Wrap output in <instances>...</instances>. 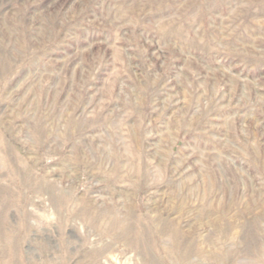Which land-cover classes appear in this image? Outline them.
<instances>
[{
	"label": "rangeland",
	"instance_id": "obj_1",
	"mask_svg": "<svg viewBox=\"0 0 264 264\" xmlns=\"http://www.w3.org/2000/svg\"><path fill=\"white\" fill-rule=\"evenodd\" d=\"M0 264H264V0H0Z\"/></svg>",
	"mask_w": 264,
	"mask_h": 264
}]
</instances>
